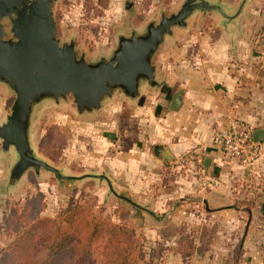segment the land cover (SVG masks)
<instances>
[{"label":"crops","instance_id":"0c3cea01","mask_svg":"<svg viewBox=\"0 0 264 264\" xmlns=\"http://www.w3.org/2000/svg\"><path fill=\"white\" fill-rule=\"evenodd\" d=\"M241 16L224 20L212 14L211 29L216 34L193 36L204 20L198 18L165 37L152 58L157 85L141 82L139 96L125 101L139 111L132 109L127 136L115 148L120 150L113 151L104 164L93 166L94 171L85 172L103 174L111 194L130 195L124 198L131 207L148 212L159 203V211L154 212L162 226L165 217L187 203L184 214L195 236L190 264H264V141L252 167L226 159L212 141L214 133L227 129L232 119L252 130L264 127L261 66L246 71L234 64L244 58L250 43ZM194 22L200 25L193 26ZM250 56L261 57L254 52ZM248 71L252 79L244 82L240 74ZM178 89L183 90L181 104L173 111L170 101ZM92 116L81 118L88 121ZM156 144L168 152L169 160L154 156ZM199 151L203 161L209 159L207 167L194 166L193 161L178 163L187 152ZM152 166L159 167L160 186H172L170 192H160L159 199L133 194ZM211 177L219 183L213 185ZM170 201L165 211L162 207Z\"/></svg>","mask_w":264,"mask_h":264},{"label":"rangeland","instance_id":"374dc122","mask_svg":"<svg viewBox=\"0 0 264 264\" xmlns=\"http://www.w3.org/2000/svg\"><path fill=\"white\" fill-rule=\"evenodd\" d=\"M184 1L55 0L52 4L55 36L60 43L73 41L77 55L83 54L88 62L97 61L101 57L109 58L117 46L119 36H129L131 32L143 33L146 24L158 23L162 14L175 13ZM213 1L224 2L225 10L233 13L235 6L242 0ZM211 16V11H195L190 21L198 18L204 20L201 26L194 22L193 26L199 27L194 28L191 34H216L211 29ZM241 17L245 18V35L250 38V43L244 58L234 64L244 66L246 71L247 68L251 71L253 66H261L264 75V0H247ZM1 22L5 38H10L11 22L8 18ZM252 52L261 55L260 59H252ZM250 71L247 72L248 76L240 74V78H245L244 82L252 79ZM115 95L106 99L102 109L88 121L77 115L71 95L58 104H48L50 99L35 104L30 124V142L36 155L59 169L62 174L75 177H80L83 172L90 173L94 171L93 166L107 162L113 156V151L120 150L115 148L121 146V141L127 136L130 121L134 118L132 109L139 111L137 106L126 104L125 101L129 100L120 92ZM14 97V92L0 82V125L6 120ZM262 101L261 113L264 115V99ZM51 125H55L57 130L53 129L44 143L50 153L46 155L40 150V139ZM17 158L13 147L2 149L0 139V251L16 237L12 231L11 213L21 212L39 193L42 197L40 217L55 218L60 213L81 206L86 213L132 228L142 254L140 264H190L195 236L190 232V223L184 214L189 210V206L185 205L187 203L175 208L176 214L165 217L166 226H162L161 218L154 212L159 211V203L155 202L152 208H148V212L131 207L124 198L130 195L120 192L115 197L103 178L58 179L51 172L40 170L35 173L31 168L19 179L12 181L9 178L10 170ZM133 162L138 163L137 160ZM145 176L143 174L140 177L143 185L132 191L133 194L159 199L160 192H170L172 186H160L159 167L152 166L148 177ZM171 204V201L166 202L162 208L167 211ZM38 206L32 205L35 208ZM95 258H100L99 253Z\"/></svg>","mask_w":264,"mask_h":264},{"label":"water","instance_id":"95a60500","mask_svg":"<svg viewBox=\"0 0 264 264\" xmlns=\"http://www.w3.org/2000/svg\"><path fill=\"white\" fill-rule=\"evenodd\" d=\"M54 1L0 0V82L15 94L10 112L0 125V139L3 150L13 147L18 156L10 170L12 181L31 168L35 173L40 170L51 172L58 179H106L103 174L85 172L80 177L64 175L36 155L30 142L34 105L43 99H50L48 104H58L71 95L77 115L81 117L85 113L95 114L116 92L127 99H134L139 96L141 82L157 85L153 55L173 30L186 27L195 11H211L213 15L229 20L241 16L247 2L242 0L235 6V11L229 13L224 2L185 0L175 13L162 14L158 23L146 24L143 33L119 36L109 58L88 62L83 54L77 55L73 41L60 43L55 36ZM4 18L11 22L10 38H5L1 22ZM182 93L183 90L178 89L173 94L171 110L179 108ZM252 139L256 143L264 141V127L253 129ZM153 153L157 158L170 159L160 144L154 145ZM208 163L209 159H204L203 166L207 167Z\"/></svg>","mask_w":264,"mask_h":264},{"label":"trees","instance_id":"16d2710c","mask_svg":"<svg viewBox=\"0 0 264 264\" xmlns=\"http://www.w3.org/2000/svg\"><path fill=\"white\" fill-rule=\"evenodd\" d=\"M53 129L57 127H47L40 139L46 155L50 153L44 143ZM37 194L21 212L11 213L16 237L0 251V264H140L132 228L86 213L81 206L55 218L40 217L42 197ZM97 253L100 258H95Z\"/></svg>","mask_w":264,"mask_h":264},{"label":"built area","instance_id":"2783aa9c","mask_svg":"<svg viewBox=\"0 0 264 264\" xmlns=\"http://www.w3.org/2000/svg\"><path fill=\"white\" fill-rule=\"evenodd\" d=\"M212 141L218 146L222 155L238 165L252 167L261 155V147L252 139V128L242 124L237 119H232L230 125L225 130L216 131L212 137ZM194 163V166L202 167L203 156L202 151L187 152L178 161L179 164L186 162ZM209 182L217 185L219 181L210 178Z\"/></svg>","mask_w":264,"mask_h":264}]
</instances>
